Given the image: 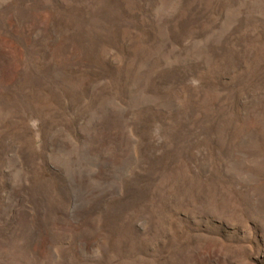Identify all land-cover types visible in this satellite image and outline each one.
<instances>
[{"label": "rangeland", "instance_id": "1", "mask_svg": "<svg viewBox=\"0 0 264 264\" xmlns=\"http://www.w3.org/2000/svg\"><path fill=\"white\" fill-rule=\"evenodd\" d=\"M0 264H264V0H0Z\"/></svg>", "mask_w": 264, "mask_h": 264}]
</instances>
